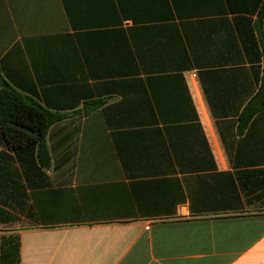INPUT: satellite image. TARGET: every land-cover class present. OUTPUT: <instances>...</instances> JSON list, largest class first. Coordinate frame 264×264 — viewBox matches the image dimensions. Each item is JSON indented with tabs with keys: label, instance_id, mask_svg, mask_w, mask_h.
<instances>
[{
	"label": "crops",
	"instance_id": "crops-1",
	"mask_svg": "<svg viewBox=\"0 0 264 264\" xmlns=\"http://www.w3.org/2000/svg\"><path fill=\"white\" fill-rule=\"evenodd\" d=\"M263 76L264 0H0V89L68 115L49 168L0 123L20 264H264Z\"/></svg>",
	"mask_w": 264,
	"mask_h": 264
},
{
	"label": "trees",
	"instance_id": "trees-1",
	"mask_svg": "<svg viewBox=\"0 0 264 264\" xmlns=\"http://www.w3.org/2000/svg\"><path fill=\"white\" fill-rule=\"evenodd\" d=\"M97 107L98 105L91 107L88 111ZM261 110H264V76L259 92L248 103L242 114L244 120L242 130ZM76 113L77 111L73 114ZM67 117L68 115L49 111L6 83L0 89V123L8 146L11 149H17L36 145L38 147L37 156L43 167L49 168L51 165L47 144L49 130L54 124ZM20 248L21 242L18 234L2 235L0 237V264H20Z\"/></svg>",
	"mask_w": 264,
	"mask_h": 264
},
{
	"label": "rangeland",
	"instance_id": "rangeland-1",
	"mask_svg": "<svg viewBox=\"0 0 264 264\" xmlns=\"http://www.w3.org/2000/svg\"><path fill=\"white\" fill-rule=\"evenodd\" d=\"M7 234H9V233H3V232L0 231V237H1L2 235H7ZM14 234H16V233H14Z\"/></svg>",
	"mask_w": 264,
	"mask_h": 264
}]
</instances>
